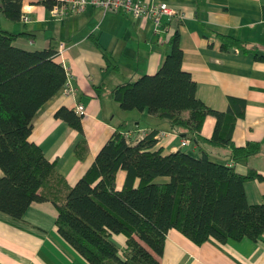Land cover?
Wrapping results in <instances>:
<instances>
[{
	"label": "trees",
	"instance_id": "1",
	"mask_svg": "<svg viewBox=\"0 0 264 264\" xmlns=\"http://www.w3.org/2000/svg\"><path fill=\"white\" fill-rule=\"evenodd\" d=\"M22 1L0 0V14L13 23L27 22L21 19ZM55 2L37 3L50 7ZM30 36L0 26V212L21 219L32 202L50 201L57 210V232L89 264H161L171 228L197 245L208 240L221 244L256 240L264 234V203L250 204L243 186L249 180L264 181V176L251 167L238 173L233 165L210 157L226 147L231 159L260 152L259 142L237 147L231 140L244 101L229 97L228 109L222 112L197 98V84L182 68L178 29L154 74L117 85L110 94L123 111H146L167 122L181 139L196 144L199 156L183 149L162 154L161 147L154 148L158 129L128 143L127 122L122 121L73 186L29 140L34 115L65 86L68 73L55 60L57 50L14 45L17 38ZM217 37L223 50H250L232 36ZM207 116L216 119L210 138L200 134ZM54 117L83 134L82 115L74 108L61 106ZM80 141L85 143L83 137ZM119 170L126 175L117 190ZM158 177L168 180L156 181ZM119 234L125 237L124 248L114 239Z\"/></svg>",
	"mask_w": 264,
	"mask_h": 264
},
{
	"label": "crops",
	"instance_id": "2",
	"mask_svg": "<svg viewBox=\"0 0 264 264\" xmlns=\"http://www.w3.org/2000/svg\"><path fill=\"white\" fill-rule=\"evenodd\" d=\"M38 1H22L27 22L13 23L0 14V26L14 33H30V38L14 41L15 46L26 50L56 51L60 43L65 45L55 60L70 73L75 92L70 94L63 86L38 109L29 140L55 162L56 171L69 186L85 173L122 121L127 122L126 131L134 137L158 129L154 148L161 147L162 154L183 149L199 156L196 144L180 145L182 137L167 122L146 111H123L110 94L117 85L154 74L170 49L168 40L176 29L183 50L182 68L196 82L197 98L222 112L228 109L229 97L243 100L244 113L236 119L231 140L237 147L247 142L261 144L260 152L247 159H231L228 147L215 150L211 159L233 165L241 174L251 167L264 176V0H139L165 2L176 12L163 18L157 32L147 18L98 7L56 19L50 7ZM217 34L237 38L250 50H223ZM77 104L84 107L82 135L54 117L59 107L74 108ZM215 122L213 116H207L200 134L210 138ZM82 137L85 143L80 141ZM125 175L123 170L117 172V190L122 188ZM243 186L250 204L264 203V181L249 180ZM56 217L57 210L50 201L32 202L21 219L0 212V264H89L59 235ZM114 239L125 247L123 235H115ZM160 262L264 264V234L256 240L243 238L224 244L208 240L197 245L171 228Z\"/></svg>",
	"mask_w": 264,
	"mask_h": 264
},
{
	"label": "built area",
	"instance_id": "3",
	"mask_svg": "<svg viewBox=\"0 0 264 264\" xmlns=\"http://www.w3.org/2000/svg\"><path fill=\"white\" fill-rule=\"evenodd\" d=\"M56 2L50 6L49 12L53 18L61 19L67 13H81L88 7H98L103 11L123 12L132 17H144L150 20L153 24L155 32L159 30L162 25V20L165 17H171L176 12L165 2H141L139 0H55ZM22 20L28 21V17L23 13ZM65 45L60 43L57 49V55L61 54ZM70 73H67V82L65 89L68 93L74 94L75 88L71 82ZM77 114L83 115L84 107L82 104H77L74 107ZM133 134V133H132ZM129 132H124L125 140L128 143L134 144L142 139V136L136 138ZM134 139V140H133ZM190 141L182 139L181 146H185Z\"/></svg>",
	"mask_w": 264,
	"mask_h": 264
},
{
	"label": "rangeland",
	"instance_id": "4",
	"mask_svg": "<svg viewBox=\"0 0 264 264\" xmlns=\"http://www.w3.org/2000/svg\"><path fill=\"white\" fill-rule=\"evenodd\" d=\"M126 132H129V131H126ZM129 133H131L132 134V132H129ZM147 134V133H146ZM145 133H143V132H141L140 134H138L137 136H145L146 135ZM133 135V134H132ZM134 136V135H133ZM137 136H135V138L137 137ZM158 136V135H157ZM134 140V139H133Z\"/></svg>",
	"mask_w": 264,
	"mask_h": 264
}]
</instances>
